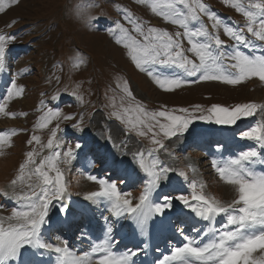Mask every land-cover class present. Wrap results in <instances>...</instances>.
I'll return each mask as SVG.
<instances>
[{
    "label": "snow or ice",
    "instance_id": "snow-or-ice-1",
    "mask_svg": "<svg viewBox=\"0 0 264 264\" xmlns=\"http://www.w3.org/2000/svg\"><path fill=\"white\" fill-rule=\"evenodd\" d=\"M137 2L147 5L151 13L180 30L170 32L148 25L124 8L120 9L121 20L113 21L105 30L115 38L117 45L122 46L134 67L146 74L158 88L173 92L198 81L238 85L258 78L264 82V54H256L258 48L264 50V0H247V3L245 0H224L225 4L243 15V26L229 24L204 0ZM92 6L81 0L75 6L76 14L82 15ZM5 7V0H0V12ZM205 17L209 24H205ZM99 19L90 15L86 17L89 24ZM221 29L231 43L221 38ZM14 40L12 33L0 34V71L5 68L7 51ZM185 40L188 47L184 46ZM77 59L74 68L83 63L82 58ZM56 79L59 81V77ZM117 89L123 93L120 105L117 107L114 97L109 98L112 110L107 115L119 121L127 135L146 138L152 145L132 153L135 167L144 174L139 195L132 197L131 193L122 192L111 175L97 177L88 174L87 179L97 183L98 190L85 195L88 203L82 211L89 213L93 207L99 209L103 205L102 238L93 243L89 251L80 254L67 239L57 237L53 241L46 238L45 225L50 207L54 202H60L59 211H67L63 201L69 195L68 187L64 171L57 166V161L62 156L63 163L71 165L81 148L78 142L75 147L64 149L66 142L59 135L63 129L57 122L50 130L47 144L41 145V151L47 148L49 155L37 163L39 153L32 147L25 153L16 177L10 182L13 192L9 194L0 190V194L16 204L8 217L0 216V264H45L43 258L52 254H55V264H138L136 258L144 249L126 247L120 250L119 241L115 238L116 222H120V227L127 223L133 236L144 238V247L147 248L157 217L163 218L169 210L175 211L177 204L182 206L180 211L186 220L196 218L197 223L205 222L208 227L193 229L191 234H187L184 228H177L175 231L182 238V243L171 245L168 254H162V259H157L155 264H264V171L256 168L258 164L264 165V103L246 102L231 107L213 104L208 108L196 105L192 109L171 110L162 106L159 110L149 111L136 101L127 81L112 91ZM23 92L24 88L13 77L6 94L0 96V114L5 117L27 115L8 109V102ZM70 95L83 104V97L76 91ZM58 96L59 90L52 99ZM40 104L42 114L36 127L48 128L53 121L63 120L75 121L71 127L76 131L85 130L82 112L66 114L58 107H46L44 110L45 101L41 100ZM258 113L262 114L261 119L239 133L241 140L252 142L246 150L227 158L211 159V168L219 180L230 186L234 193L231 200L206 193L204 181L189 179L185 171H178L159 157L161 152L174 155L169 152L165 141L183 136L194 121L232 126ZM17 131L26 129L0 131V150L11 145L10 137ZM107 139L111 140V136ZM33 142L40 143L35 134L26 141L29 146ZM172 173L183 177L187 187H174L171 193L161 192L163 183L171 179ZM18 184L26 187L17 192ZM218 218L223 221L219 227L216 226ZM179 222L183 224L184 220ZM86 235L82 231L78 239L82 240ZM156 251L160 252V249Z\"/></svg>",
    "mask_w": 264,
    "mask_h": 264
},
{
    "label": "rangeland",
    "instance_id": "rangeland-1",
    "mask_svg": "<svg viewBox=\"0 0 264 264\" xmlns=\"http://www.w3.org/2000/svg\"><path fill=\"white\" fill-rule=\"evenodd\" d=\"M80 2L81 0H18L13 3L12 0H5V10L0 12V34L7 35L18 29V33L14 34L15 40L9 49L17 50L19 57L7 51L5 68L0 71V96L6 94L11 79L15 77L17 84L24 88V92L21 96L14 97L12 101L8 102V109L18 114L26 113L27 115L5 117L0 114V128L26 129V131H17L12 135L10 137L11 145L0 150V190L9 194L13 192L10 182L16 177L19 164L25 159V153L32 147H35L39 153L36 158L37 163L43 156L49 155L47 148L41 151V145L47 144L51 128H54L59 122L63 129L59 135L66 142L63 145L64 149L68 146L75 147L78 142L81 144L71 165H65L62 156L57 161V166L64 171L68 193L78 201V205L88 203L84 199L87 194L84 192L87 186L93 191L98 190V184L87 179L88 174L106 177L108 173H112V179L119 183L122 192L131 193L132 197H137L143 188L144 174L135 167L132 153L150 148L152 145L146 138H140L134 134L127 135L123 130V125L107 115L112 110L109 106L111 102L109 98L114 97L115 103L119 107L120 96L123 93L119 89L113 92L112 89H116L118 84L123 86L124 81L128 82L136 101L141 102L149 111L159 110L162 106L171 110L182 107L192 109L196 105L208 108L213 104L231 107L246 102L264 103V82H260L258 78H251L238 85H227L217 81H198L195 84L182 86L181 89L173 92H166L158 88L146 74L134 67L124 54L122 46L117 45L115 38L110 36L105 29L113 21L121 20V8L131 11L148 25L162 27L170 32L180 29L151 13L147 5L138 3L137 0H84L85 3H91L94 6L88 8L86 13L77 15L75 6ZM204 2L218 12L229 24L238 23L243 26V15L236 12L230 5L225 4L224 0H204ZM89 15L100 17V19L89 24L86 21V17ZM204 22L209 24L206 17ZM220 35L227 43H231L224 36L222 29ZM184 46L188 47L186 40ZM15 50L10 52H15ZM259 50L262 49L259 48ZM77 57L82 58L83 63L79 68H74L73 65L78 62ZM19 67L22 68L21 72H19ZM57 77H59V81H57ZM57 90H59L58 98L52 99L57 95ZM72 91H76L83 97V104L70 95ZM41 100L45 101L44 110L46 107H58L66 114L82 112L85 130L76 131L71 127L75 121L63 120L53 121L48 128L36 127L42 114ZM261 117L262 114L258 113L256 116L242 119L232 126L194 121L183 136L165 141L169 152L174 155L170 156L161 152L159 157L178 171H185L189 179L198 178L204 181L206 193L222 200H231L234 196L231 187L221 182L211 168L213 157L221 159L230 155L221 156L218 150H215L216 156H213L209 151L199 153L197 150L198 153L195 152L196 137L200 132L211 134L215 136L211 140L215 145L224 139L219 137L229 136V134L234 137V140L243 141L239 138V133L254 125ZM33 134L40 138V143L33 142V145L29 146L26 141ZM109 135L111 140L107 139ZM190 136L194 137V143L188 148L185 145V139ZM245 142L246 150L252 142ZM90 147H94L98 151H94ZM96 154L100 156L97 157ZM258 166L257 170L262 171L260 170L262 166H259L260 169ZM193 168L196 169L195 172L192 171ZM52 174L54 175V173ZM170 176L171 179L163 183L161 192L171 193L172 190L168 187H187L183 177L176 173H172ZM33 181H35V177H33ZM121 181L123 183H120ZM22 187H26V185L18 184L16 191L19 192ZM0 205L3 206L0 207V216L6 218L11 214L16 204L13 200L0 194ZM59 208L60 202H54L50 207L47 225L50 222L60 224L62 221L67 223L70 220H75L74 216L78 215L80 211L82 212L83 209L81 207L73 212L67 208L64 213L60 212ZM181 208L182 206L177 204L175 211L169 210V212H175L173 215H176L174 218L176 229L184 228L187 234H191L193 229L208 227L207 224L204 225L205 222L197 223L196 218L186 220L180 211ZM102 210L103 205L99 209L92 208L93 213L96 214L95 223H98L95 230L91 227L82 229L87 233L84 239H78L82 231L72 235L75 230L79 231V228L71 229L72 236L67 240H70L72 244L70 246L77 251V254L89 251L91 245L102 238ZM186 212L185 209L184 213ZM104 214L107 215L106 212ZM64 215L66 217H63ZM180 220H184V223L181 224ZM116 223L118 224V222ZM129 230L125 226L116 227L115 238L118 237L119 232L127 234L122 239L118 237L120 243L126 244L124 248L138 246L144 249L142 252L152 253L143 247L144 242L130 241L131 231L129 232ZM177 239L173 242L168 240V244L182 243L181 237ZM152 240V242L159 243L160 252L158 254L160 257L157 259H162V254H168V251L160 246L158 236ZM138 258L139 261L144 259L143 256ZM54 260L48 259L45 263L54 264Z\"/></svg>",
    "mask_w": 264,
    "mask_h": 264
},
{
    "label": "bare ground",
    "instance_id": "bare-ground-1",
    "mask_svg": "<svg viewBox=\"0 0 264 264\" xmlns=\"http://www.w3.org/2000/svg\"><path fill=\"white\" fill-rule=\"evenodd\" d=\"M261 82V81H260ZM259 82V83H260ZM256 168H257V166H256ZM258 168H259V166H258ZM260 169V168H259ZM261 170V169H260ZM90 191H93V189L92 188H89L88 186L85 188V193H88V192H90ZM65 202H63V203H65L66 205H67V208L69 209V210H72L73 212H75V211H77L79 208H81V207H83L84 205H78L79 203H78V201L77 200H75L74 198H72L70 195H68V196H66V198H65V200H64ZM86 204V203H85ZM86 214H88V215H90V217L92 218L93 217V219H94V221H95V219H96V214H94L93 213V211H91V212H89V213H86ZM67 215V214H66ZM66 215H64L63 217H66ZM77 216V215H76ZM75 217V216H74ZM93 219H92V221H93ZM162 218L161 217H157V223L153 226L154 228H155V230H159L160 229V225H159V223L158 222H160V220H161ZM75 220H70V222H74ZM55 222H57V220H55ZM50 225V224H49ZM128 225V224H127ZM129 227V226H128ZM130 231H131V235L129 236V240L130 241H132V242H144L143 244H145V241H144V238H141V237H139V236H133V233H132V229L130 228ZM154 237H152L151 238V242L153 241L152 239H153ZM149 240V239H148ZM148 240H147V244H149L148 243ZM140 244V243H139ZM142 245V244H141ZM144 247V246H143ZM145 248V247H144ZM22 259H24V258H22ZM44 260H45V262H47L48 261V259H51V260H53V259H55V254H52V255H46L44 258H43ZM46 264V263H45ZM54 264H55V260H54Z\"/></svg>",
    "mask_w": 264,
    "mask_h": 264
}]
</instances>
